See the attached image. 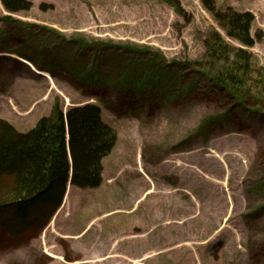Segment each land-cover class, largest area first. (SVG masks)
<instances>
[{"label":"rangeland","instance_id":"obj_1","mask_svg":"<svg viewBox=\"0 0 264 264\" xmlns=\"http://www.w3.org/2000/svg\"><path fill=\"white\" fill-rule=\"evenodd\" d=\"M29 1L0 0V120L27 133L91 103L118 139L99 187L0 231V264H264V40L243 47L217 17L253 14L255 37L264 0ZM229 70L240 102L210 85Z\"/></svg>","mask_w":264,"mask_h":264},{"label":"trees","instance_id":"obj_2","mask_svg":"<svg viewBox=\"0 0 264 264\" xmlns=\"http://www.w3.org/2000/svg\"><path fill=\"white\" fill-rule=\"evenodd\" d=\"M1 1L9 12L32 8L28 0ZM214 7L213 2L211 9ZM217 17L227 28L228 37L243 47L251 49L264 40L263 31L251 36L254 23L251 13L219 14ZM21 61L32 67L33 72L49 78L29 62ZM209 81L211 86L221 87V91L235 101H242V83L233 70L222 72L220 78H209ZM231 109L227 115L232 113ZM117 139V132L102 120L101 109L92 104L72 107L66 116L55 108L50 117L42 118L28 133H21L0 120V180L12 179V197L0 203V231L12 239L41 222L42 227L46 226L62 206L70 180L77 188L99 187L103 159L111 153Z\"/></svg>","mask_w":264,"mask_h":264}]
</instances>
